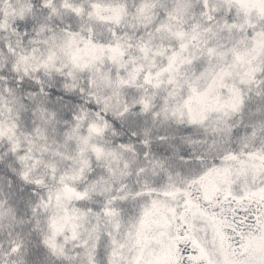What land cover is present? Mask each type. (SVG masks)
Masks as SVG:
<instances>
[{
	"label": "snow or ice",
	"instance_id": "1",
	"mask_svg": "<svg viewBox=\"0 0 264 264\" xmlns=\"http://www.w3.org/2000/svg\"><path fill=\"white\" fill-rule=\"evenodd\" d=\"M0 264H264V0H0Z\"/></svg>",
	"mask_w": 264,
	"mask_h": 264
}]
</instances>
